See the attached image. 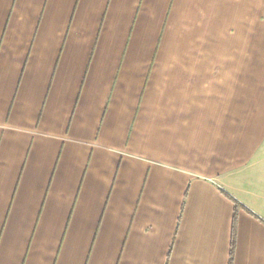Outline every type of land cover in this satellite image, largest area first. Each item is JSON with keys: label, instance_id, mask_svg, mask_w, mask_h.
<instances>
[{"label": "crops", "instance_id": "crops-1", "mask_svg": "<svg viewBox=\"0 0 264 264\" xmlns=\"http://www.w3.org/2000/svg\"><path fill=\"white\" fill-rule=\"evenodd\" d=\"M264 264V0H0V264Z\"/></svg>", "mask_w": 264, "mask_h": 264}, {"label": "trees", "instance_id": "trees-1", "mask_svg": "<svg viewBox=\"0 0 264 264\" xmlns=\"http://www.w3.org/2000/svg\"><path fill=\"white\" fill-rule=\"evenodd\" d=\"M230 200H232L235 204L234 207V214H233V221H232V235H231V245H230V255H229V263L233 264V255H234V248H235V240H236V226H237V214L240 209H243V207L233 200L231 197L228 196Z\"/></svg>", "mask_w": 264, "mask_h": 264}]
</instances>
